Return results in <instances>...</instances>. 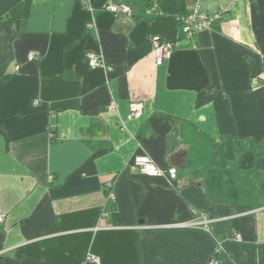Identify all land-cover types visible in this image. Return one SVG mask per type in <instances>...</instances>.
I'll list each match as a JSON object with an SVG mask.
<instances>
[{
  "label": "crops",
  "instance_id": "1",
  "mask_svg": "<svg viewBox=\"0 0 264 264\" xmlns=\"http://www.w3.org/2000/svg\"><path fill=\"white\" fill-rule=\"evenodd\" d=\"M200 2L0 0V264H264V0Z\"/></svg>",
  "mask_w": 264,
  "mask_h": 264
},
{
  "label": "built area",
  "instance_id": "2",
  "mask_svg": "<svg viewBox=\"0 0 264 264\" xmlns=\"http://www.w3.org/2000/svg\"><path fill=\"white\" fill-rule=\"evenodd\" d=\"M84 5L89 4V0H81ZM108 9H111L114 12H125L130 13L129 7L124 4L119 5H109L106 6ZM233 6H229L228 8L219 10L214 13H208L201 8L200 0H197V3L191 9L189 13L182 16L180 18V24L182 27V31L184 36L188 38H192L198 33L210 29L211 26L224 18L225 12L230 11ZM92 10V9H91ZM157 11V8L155 9ZM88 26L90 28H95L94 19H92ZM154 44V55H155V62L157 65L163 64L169 56L172 54L173 50L175 49L174 42H165L162 41L160 38L155 37L153 39ZM30 58L33 59L35 56L32 54ZM87 59L91 67H99L103 66L107 70H110L111 67H108L106 63L100 58L99 55L94 53L87 54ZM258 79H254L257 82ZM38 99L35 100V105L38 104ZM114 108L115 105L112 104L110 106ZM144 114V103L142 101H132L129 104V118L131 119H139ZM130 169L135 171L138 170L142 174H145L149 177H167L170 181H175L178 177V170L177 168H170L168 171L161 169L155 161L148 155H141L137 156L133 163L130 165ZM53 176L49 177V181H52ZM106 188L109 190L108 197L112 199L114 196L110 191L112 189V183L108 182ZM4 221V216L0 214V222ZM212 219L206 216L205 214L200 215L199 218H196L190 222L185 223V225H190L194 227H202L206 230H209V226ZM98 260L93 256L87 257V263L89 264H98ZM210 264H220L219 260L216 257H213Z\"/></svg>",
  "mask_w": 264,
  "mask_h": 264
},
{
  "label": "trees",
  "instance_id": "3",
  "mask_svg": "<svg viewBox=\"0 0 264 264\" xmlns=\"http://www.w3.org/2000/svg\"><path fill=\"white\" fill-rule=\"evenodd\" d=\"M150 2H152V0H128V4H132V3H135V4H145L147 6H152L153 4H150ZM157 8V5H153L151 10L156 13L157 11H155V9ZM220 263V261H219Z\"/></svg>",
  "mask_w": 264,
  "mask_h": 264
}]
</instances>
